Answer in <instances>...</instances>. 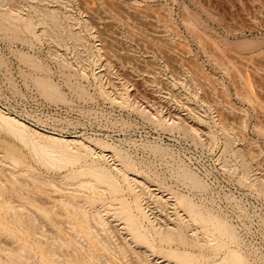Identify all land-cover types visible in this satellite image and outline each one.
Masks as SVG:
<instances>
[{
	"label": "rangeland",
	"instance_id": "374dc122",
	"mask_svg": "<svg viewBox=\"0 0 264 264\" xmlns=\"http://www.w3.org/2000/svg\"><path fill=\"white\" fill-rule=\"evenodd\" d=\"M0 3L14 22L49 23L34 34L0 30V81L4 67L20 90L58 108L50 123L62 130L1 114L90 148L49 165L0 127V264H209L234 255L264 264V0ZM43 80L63 102L43 96ZM98 167L112 185L100 183ZM224 222L234 236L217 234Z\"/></svg>",
	"mask_w": 264,
	"mask_h": 264
},
{
	"label": "bare ground",
	"instance_id": "6f19581e",
	"mask_svg": "<svg viewBox=\"0 0 264 264\" xmlns=\"http://www.w3.org/2000/svg\"><path fill=\"white\" fill-rule=\"evenodd\" d=\"M0 1H2V0H0ZM2 3V2H1ZM1 3H0V5H1ZM3 12V13H2ZM1 13H0V30L1 31H5V32H11V34L12 33H15V32H17V31H19V29H21V28H24L25 29V31L26 30H31V28H32V26L33 25H36V23L37 24H39V26L40 25H42L43 27V30H45V32H46V29H48V28H46L45 29V27H46V25L47 26H49V23L47 24V22H45L46 20H41V19H38L37 21H35L36 23L34 24V21H29V20H27V21H25L24 19H23V21L21 20V18H20V20L21 21H16V22H14V21H12V18H18L17 17V15L15 14H11L10 13V11H9V14H8V11H2ZM7 12V13H6ZM44 13H43V16H45L46 15V13L48 12H45V11H43ZM40 13H42V12H40ZM11 15H13L14 17H12ZM42 15V14H41ZM49 15H51V12H50V14L49 13H47V19H49L48 18V16ZM34 16V15H33ZM36 16H37V14H36ZM36 16H34L33 18H34V20H36L38 17H36ZM52 17H54V15H52L51 16V18ZM15 18V19H16ZM42 18V17H41ZM50 18V19H51ZM32 19V18H31ZM49 19V20H50ZM54 19H55V17H54ZM16 20H19V19H16ZM57 23H58V25H59V21H57V20H55ZM54 21V22H55ZM49 22V21H48ZM52 22V21H51ZM53 22V23H54ZM56 22H55V27L57 26V27H60L62 24H60L59 26L56 24ZM63 22V21H62ZM61 22V23H62ZM67 22H64L63 24H66ZM68 24V23H67ZM51 25V24H50ZM52 25H54V24H52ZM69 25V24H68ZM67 25V27H68V29H70L69 27L70 26H68ZM21 27V28H20ZM54 27V26H53ZM67 27H66V29H67ZM49 28H50V26H49ZM52 28V27H51ZM61 28L63 29V25L61 26ZM53 29H55V28H53ZM67 29V30H68ZM42 30V31H43ZM50 30H52V29H50ZM56 30H58L59 31V29L57 28ZM32 32V34H34L33 33V30H31ZM48 31V30H47ZM28 32V31H27ZM30 32V31H29ZM28 32V33H29ZM61 32H62V30H61ZM31 33H29V34H31ZM75 39H77V38H75ZM77 42H78V39L76 40ZM29 61H30V58L28 59ZM41 81V80H40ZM43 81H45V80H43ZM36 83H37V81H36ZM41 83V82H40ZM43 84H42V88H43V90H42V88H41V90L43 91V92H41V93H44V97L45 96H47L48 98H54L55 99V101L56 100H59V99H57V98H59V97H62V95H60V96H58L57 94H56V92H55V87H53L52 88V86H50V85H48V83H46V81L45 82H42ZM38 84V83H37ZM57 93H59V92H57ZM60 94V93H59ZM56 96H58V97H56ZM47 97H45V98H47ZM63 98V97H62ZM61 98V99H62ZM53 99V100H54ZM48 100H50V99H48ZM52 100V101H53ZM60 102H63V101H61V100H59ZM57 102V101H56ZM0 127H1V129L3 128L4 129V131H6V132H8V133H11V135L12 136H14V138L15 139H17V140H19L20 141V143L21 144H23L24 146L26 145V147L28 146V148H29V146H30V148H32L34 151H35V153H37V154H39V156L40 157H42V159H44L43 161H45V163H47V164H51V163H49L52 159H55L56 160V158H54V157H58V162H59V164H62V163H68V164H71V163H73L74 161H76V158L78 159V155L81 153V151H82V149L84 150H86V149H90L89 148V146L88 145H85L84 143H82L81 142V140L79 141V140H76L73 136L72 137H70V138H65V137H61V138H57V137H54V136H51V137H48L47 135L45 136V135H42L41 136V134H43V133H41V134H38V135H34L33 133L31 134V132L29 131V130H27L26 129V126H24L22 123H20V122H18L17 120H15V119H13V118H10V117H8V116H6V115H3V114H1V112H0ZM28 128V127H27ZM2 129V130H3ZM32 131H34V130H32ZM37 131H35V133H36ZM38 133V132H37ZM40 133V132H39ZM89 144V143H88ZM82 152H84V151H82ZM86 152V151H85ZM84 152V153H85ZM83 156H84V154H83ZM57 162V163H58ZM56 165V164H55ZM52 166H54L53 164H52ZM96 169H99V171L97 170V171H93L94 173L93 174H95V176H98V180L100 181V183L102 182L103 184H105V186H108V185H112V181H113V179H112V177L110 178L109 176L110 175H105V172L103 171V170H100L101 168L100 167H98V168H96ZM183 170V169H182ZM185 170V169H184ZM100 171H102V172H104V174H100ZM101 172V173H102ZM187 172H188V170H187ZM186 172V173H187ZM247 172V171H246ZM185 173V172H184ZM189 173V172H188ZM92 174V173H91ZM191 173H189V175H190ZM188 175V174H187ZM247 175V174H246ZM189 177V176H188ZM191 177V176H190ZM243 177H244V175H243ZM97 180V181H98ZM193 180V179H192ZM196 180V179H195ZM194 181V180H193ZM199 181V180H198ZM88 183H90V182H88ZM188 183H191V182H188ZM193 183V182H192ZM195 183H197L198 184V182H196L195 181ZM94 184V183H93ZM98 184H99V182H98ZM92 186V184H89V186ZM192 185V184H191ZM90 186V187H91ZM196 186V185H195ZM195 186H194V188H195ZM202 186V185H201ZM204 186V185H203ZM202 186V187H203ZM262 188H263V186H264V184L262 183L261 185H260ZM260 186H258L259 188H260ZM94 188V190L95 189H99V188H101V190H102V188L103 187H95V186H92V188L91 189H93ZM203 189V188H202ZM204 189H205V187H204ZM93 190V191H94ZM96 190V191H97ZM260 190H258V192H259ZM261 192H263V191H260L259 193H261ZM97 193H98V191H97ZM179 203L181 204V206L182 207H184L186 210L188 209V212H190V219L191 220H193L194 222H200V221H204L203 220V218H202V214L200 213V212H198L194 207H192L189 203H187V202H185V201H182V200H180L179 201ZM215 215V214H214ZM224 217V216H223ZM188 220V219H187ZM188 222V221H187ZM225 223V222H224ZM200 225V224H199ZM216 228H215V231L217 232V234L218 235H220V234H222V235H230V236H234V233H233V231L232 230H230V228L228 227V225H226V223H225V225H221V227H220V225L218 226V224L215 226ZM190 228H192V227H190ZM168 232L166 233L169 237H176V238H178V239H181L182 240V234H181V231L180 230H177V229H168L167 230ZM182 242V241H181ZM248 264V263H246V262H244V260H243V262H242V259L240 258V256L239 255H234L233 256V261L232 262H229L228 260H226L225 258H223V259H221V260H219V262H212V263H209V264Z\"/></svg>",
	"mask_w": 264,
	"mask_h": 264
},
{
	"label": "built area",
	"instance_id": "2783aa9c",
	"mask_svg": "<svg viewBox=\"0 0 264 264\" xmlns=\"http://www.w3.org/2000/svg\"><path fill=\"white\" fill-rule=\"evenodd\" d=\"M0 81V109L26 125L48 134L58 135L61 128L50 123L58 108L45 103L34 91H22L3 67Z\"/></svg>",
	"mask_w": 264,
	"mask_h": 264
}]
</instances>
